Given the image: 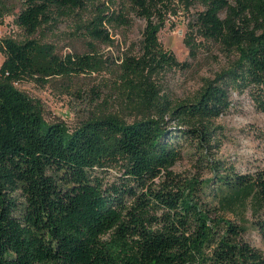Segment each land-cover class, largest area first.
<instances>
[{"label": "trees", "instance_id": "16d2710c", "mask_svg": "<svg viewBox=\"0 0 264 264\" xmlns=\"http://www.w3.org/2000/svg\"><path fill=\"white\" fill-rule=\"evenodd\" d=\"M97 1L0 0V18L18 9L14 23L26 35L0 38V264H264V252L245 237L254 228L264 238V169L242 172L212 156L229 91L264 95V0H179L205 7L189 22L190 55L201 36L237 57L178 101L152 80L188 66L158 39L173 0H130L145 25L120 79L141 116H94L70 130L46 122L15 83L96 70L94 55L62 57L33 36L56 15ZM106 10L96 7L78 27L109 40L105 24L126 17ZM184 155L211 175L173 171ZM108 168L120 174L111 183L99 175Z\"/></svg>", "mask_w": 264, "mask_h": 264}, {"label": "rangeland", "instance_id": "374dc122", "mask_svg": "<svg viewBox=\"0 0 264 264\" xmlns=\"http://www.w3.org/2000/svg\"><path fill=\"white\" fill-rule=\"evenodd\" d=\"M96 7H104L106 11L114 13L122 12L126 17L125 23L115 20L105 24L109 35L107 41L93 39L78 27L96 14ZM204 8L200 2L185 8L181 1L173 0L158 32L163 46L171 50L179 61L188 62L184 69L172 68L152 75L160 94L173 101L192 97L204 78H213L237 57L233 49H225L220 43L201 36L195 37L193 43L196 49L194 54H189V47L184 42L189 32V22ZM17 12L18 9H15L0 18V38L21 40L26 36L14 23ZM220 16L224 17L225 12H221ZM49 23L33 37L53 44L62 57L67 54H89L94 55L100 63L92 72L51 77L47 81L34 78L17 81L15 86L38 103L43 119L48 123L62 121L72 130L94 116L112 115L125 122L139 118V110L128 102L131 93L120 79L122 60L126 56L139 54L138 43L145 25V20L132 10L130 0L88 3L85 8L56 15ZM2 60L3 54L0 52V64ZM229 92L230 107L215 120L222 127L223 134L221 146L212 156L233 164L242 172L264 169V95L250 88ZM212 156L208 155V158ZM172 169L187 176L196 174L207 178L211 175L204 169L197 173L189 155H184ZM99 175L105 182L111 183L120 174L116 169L108 168ZM245 237L264 252V238L256 229L250 228Z\"/></svg>", "mask_w": 264, "mask_h": 264}]
</instances>
